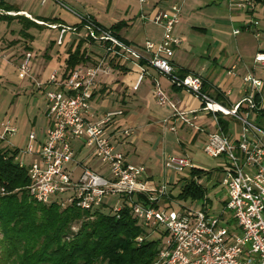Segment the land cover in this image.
I'll use <instances>...</instances> for the list:
<instances>
[{
    "label": "crops",
    "instance_id": "0c3cea01",
    "mask_svg": "<svg viewBox=\"0 0 264 264\" xmlns=\"http://www.w3.org/2000/svg\"><path fill=\"white\" fill-rule=\"evenodd\" d=\"M240 1L0 0L17 11L7 13L0 7V104L7 98V88L15 95L16 112L19 111L21 94L33 99L34 105L28 112L33 129L23 145L25 149L30 144L29 136L36 134L37 138L32 143L35 154L29 156L31 163L40 160L38 154L51 125L44 93L51 87L39 90L36 82L47 85L54 74L59 75L60 81L63 80L70 52H75L83 44L82 49L86 51L89 60L78 68L93 66L106 58L110 70L99 77L87 119L100 122L107 113L122 111L123 115L117 116L108 125L109 136L117 150L124 153L128 163L147 168L152 188H160L167 181L171 185L175 183L177 174L166 170V158L170 155L187 157L188 146L205 152L208 137L218 129V123L212 114L200 112L203 103L198 97L183 88L175 87L167 76L146 62L140 63L145 73L139 82L141 66L113 54L108 55L105 43L88 39L87 30L82 27L83 19L91 18L100 27L113 31L114 36L122 42L142 51L147 42L163 40V29L149 19L169 10L174 4H180L182 18L175 34L182 40V45L175 50L172 59L176 73L179 76H199L204 84V92L231 110L245 95V77L252 75L264 82V64L255 62L256 55L264 52V0H253L254 9L248 12L237 7ZM16 15L25 16L46 27L48 25L40 20H57L58 28H33L29 33L34 39L28 40L20 33L22 24L18 20L7 19V16ZM64 26L74 30L62 34ZM7 40L11 42L8 48ZM28 54H31L30 77L21 79L19 68ZM16 75L18 77L13 83L11 80ZM157 85L181 112L200 114L195 124L201 130L176 119L170 103L165 106L158 103ZM261 97L260 112L252 114L250 118L264 125V117L261 116L264 111V87ZM240 113L246 114L245 105ZM168 119L170 121L165 122ZM222 119L229 124L227 135L233 142H238L241 123L231 116L224 115ZM13 124L20 130L16 122ZM73 146L77 160L88 149L82 142H74ZM7 147L22 150L17 142ZM96 159L90 150L82 162L93 169L92 164ZM195 168L202 169L197 166ZM170 198L172 195L168 193L158 202V206L162 207V202Z\"/></svg>",
    "mask_w": 264,
    "mask_h": 264
},
{
    "label": "built area",
    "instance_id": "2783aa9c",
    "mask_svg": "<svg viewBox=\"0 0 264 264\" xmlns=\"http://www.w3.org/2000/svg\"><path fill=\"white\" fill-rule=\"evenodd\" d=\"M236 5L248 12L254 9L255 4L253 0H241ZM181 18L180 4H174L169 10L150 18L149 21L163 29V40L147 42L142 51L122 42L111 30L100 27L89 17L83 19V24L87 38L105 43L108 55L113 54L140 66L141 62H146L167 76L175 87L198 97L203 103L200 112L214 116L218 129L209 135L205 153L210 158H226L222 180L226 199L220 216L210 215L206 205L202 211L185 210L182 214L159 207L158 202L168 195L170 182L160 188H152L147 168L128 163L109 136L108 125L123 112H109L100 122L87 119L99 77L110 71L106 58L93 66L77 68L61 81L59 75L54 74L47 85L36 82L39 90L51 87L44 92L51 125L38 154L40 160L28 166L23 161L24 156L35 154L32 143L37 136L33 133L29 136L30 144L19 150L16 161L27 169L31 182L28 191L37 203H58L62 208L77 206L88 211L100 208L110 196H118L126 202L146 230L137 238V244L140 246L147 240L161 241L155 260L149 264H264V128L250 120L252 114L261 110L264 82L252 75L245 77L242 101L227 110L204 92L199 76L177 75L172 59L175 50L182 45V40L175 34ZM49 27L58 28V25ZM71 30L74 28L64 26L62 34ZM59 44H62V36ZM30 59L31 54H28L19 68L21 79L30 77ZM255 62L264 64V52L256 55ZM141 70L139 82L145 73L142 66ZM156 98L161 106L171 104L176 119L201 130L195 124L200 114L181 112L158 85ZM243 105L246 106L245 115L240 113ZM220 113L241 123L238 142H233L222 130L218 120ZM1 127L0 142H9L8 138L18 132L12 120L3 122ZM74 142H82L92 150L110 175L105 177L83 162L79 163ZM78 166L82 168V174L75 181L73 173ZM164 166L171 174H181L196 167L189 158L174 155L166 158ZM0 194L5 195L6 190L1 188ZM136 195L146 197L145 201H137ZM122 208H114L113 211L119 213Z\"/></svg>",
    "mask_w": 264,
    "mask_h": 264
},
{
    "label": "trees",
    "instance_id": "16d2710c",
    "mask_svg": "<svg viewBox=\"0 0 264 264\" xmlns=\"http://www.w3.org/2000/svg\"><path fill=\"white\" fill-rule=\"evenodd\" d=\"M0 7L7 13H17L3 2ZM7 19L18 20L22 24L20 33L28 40L34 39L29 33L31 29L58 25L57 20H40L48 25L40 26L21 15ZM82 45L70 52L64 78L88 62ZM222 116L218 114L219 125L227 132L229 124ZM261 116L264 117V111ZM1 143L0 189L4 188L6 194H0V264H149L155 260L161 241L137 244V238L146 230L126 202L119 213H106L105 204L85 211L77 206L62 208L58 203H37L28 191V171L16 161L19 150ZM204 173L198 168L190 171L191 178L184 181L180 198L205 197L204 188L196 181ZM145 198L135 196L140 202Z\"/></svg>",
    "mask_w": 264,
    "mask_h": 264
},
{
    "label": "rangeland",
    "instance_id": "374dc122",
    "mask_svg": "<svg viewBox=\"0 0 264 264\" xmlns=\"http://www.w3.org/2000/svg\"><path fill=\"white\" fill-rule=\"evenodd\" d=\"M9 44H11V42L7 40V48L9 47ZM17 77V75L14 76V81H11L14 83ZM14 98L15 95L13 92L10 90V88H7V98L2 101V104H0V123L12 120L13 122H16L20 130L18 129V132L14 136L8 138L9 142H2L1 144L2 146L7 147L10 143L12 144L13 142H17L18 145L21 146L20 148L23 150V145L27 141L26 138L33 129L29 123L28 112H30V109L34 104L32 103L33 99L30 96L21 94L22 99L20 101L19 111L16 112ZM250 120L255 122L257 125L264 127L263 123L256 122L252 118ZM19 131H21L20 134ZM89 153L90 150L86 149L84 151V155L77 161L81 163L82 159ZM186 153L187 158H189L195 166L206 171L204 175L201 177L197 176L196 178L198 184H200L205 190V197L202 199H194L192 196L180 198L184 181L186 179L190 180L191 178L190 171L188 170L184 173L177 174L178 179H176V185L173 183L172 185L170 184L168 186V193L172 195V198L165 199L161 206L164 209H168V211H175L178 214H182L185 210L202 211L204 209V205H206V207L209 209L208 213L210 215L220 216L223 211L222 203L226 199V190L222 186V180L224 178L222 168H224L226 165V158H210L204 152V150H200L196 147L192 148L190 146H188ZM23 161L26 166L31 163L29 156H24ZM92 167L99 174L104 175L105 177L110 175L108 168L102 165L98 159H96L94 164H92ZM81 174L82 168L80 166L76 167L73 173V179L78 181ZM104 204L106 206L104 211L106 213H110L114 208L123 207L124 201L118 196H110L105 199Z\"/></svg>",
    "mask_w": 264,
    "mask_h": 264
}]
</instances>
